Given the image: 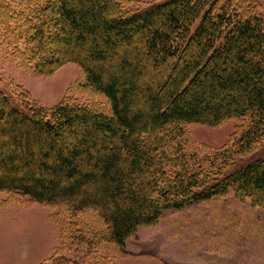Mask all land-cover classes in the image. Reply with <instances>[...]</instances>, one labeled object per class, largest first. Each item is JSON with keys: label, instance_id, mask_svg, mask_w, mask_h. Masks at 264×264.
Here are the masks:
<instances>
[{"label": "trees", "instance_id": "obj_1", "mask_svg": "<svg viewBox=\"0 0 264 264\" xmlns=\"http://www.w3.org/2000/svg\"><path fill=\"white\" fill-rule=\"evenodd\" d=\"M128 1L0 2L10 56L39 74L75 63L88 95L46 106L0 86V194L56 207L95 264L109 258L93 246L125 252L165 209L229 189L264 208V154L250 156L264 136L263 13L248 0ZM234 118L222 148L190 145L189 125Z\"/></svg>", "mask_w": 264, "mask_h": 264}, {"label": "rangeland", "instance_id": "obj_2", "mask_svg": "<svg viewBox=\"0 0 264 264\" xmlns=\"http://www.w3.org/2000/svg\"><path fill=\"white\" fill-rule=\"evenodd\" d=\"M154 1L129 0L128 4L144 8ZM248 1L264 15V0ZM80 75L75 63H66L51 74L36 73L10 56L0 42V86L8 91L23 87L46 106L69 97L85 101L88 95L77 92ZM241 121L234 118L217 126L191 124L187 127L190 145L207 151L222 148ZM259 144L250 156L264 154V136ZM6 197L0 194V264H61L60 255L68 264H95L88 244L76 241L82 231L72 234L76 229L70 224L65 225L68 230L62 229L56 207L23 196ZM124 248L119 253L102 243L91 250L100 263H108L109 258V264H264V208L252 205L249 198H235L229 189L225 196L163 210L155 224L137 226Z\"/></svg>", "mask_w": 264, "mask_h": 264}]
</instances>
